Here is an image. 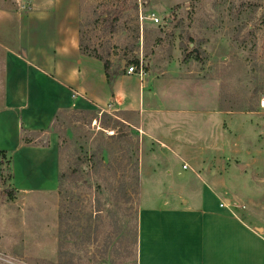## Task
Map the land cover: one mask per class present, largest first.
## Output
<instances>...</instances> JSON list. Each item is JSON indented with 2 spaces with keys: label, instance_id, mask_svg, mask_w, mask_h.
Wrapping results in <instances>:
<instances>
[{
  "label": "crops",
  "instance_id": "obj_1",
  "mask_svg": "<svg viewBox=\"0 0 264 264\" xmlns=\"http://www.w3.org/2000/svg\"><path fill=\"white\" fill-rule=\"evenodd\" d=\"M79 5L0 7L7 185L21 195L22 181L43 172L57 182V137L47 130L56 115L83 105L138 133L137 264H264V173L250 166L256 159L233 133L245 113L219 108L218 79L191 59L181 62L177 47L169 59L150 56L140 78L126 73L125 60L110 58L117 75L109 86L102 63L79 50ZM155 6L151 0L159 13Z\"/></svg>",
  "mask_w": 264,
  "mask_h": 264
},
{
  "label": "rangeland",
  "instance_id": "obj_2",
  "mask_svg": "<svg viewBox=\"0 0 264 264\" xmlns=\"http://www.w3.org/2000/svg\"><path fill=\"white\" fill-rule=\"evenodd\" d=\"M37 1L0 0V7L27 10ZM79 2V37L88 51L116 62L140 57L144 66L155 54L169 59L173 47L181 62L183 50L197 52L198 61L190 59L218 79L219 108L245 113L244 124L233 126L235 140L243 138L256 159L250 166L264 173V108L259 106L264 96V0H153L159 13L150 9L151 0ZM151 14L158 24L148 18ZM47 131L57 137L58 172H70L84 158L79 165L83 173L72 178L65 198L52 188L55 173L44 172L35 182L22 181L27 191L17 195L7 185L9 168L4 167L0 264H59L60 244L72 264H137L138 133L119 117L83 105L58 114ZM35 139L46 143V135ZM98 161L102 163L94 169ZM59 204L87 228L89 239L82 247L80 238L57 233Z\"/></svg>",
  "mask_w": 264,
  "mask_h": 264
},
{
  "label": "trees",
  "instance_id": "obj_3",
  "mask_svg": "<svg viewBox=\"0 0 264 264\" xmlns=\"http://www.w3.org/2000/svg\"><path fill=\"white\" fill-rule=\"evenodd\" d=\"M79 50L81 54L94 58L102 63V67L106 76L107 84L110 86V84L113 81V78L117 75V72L115 70L111 69V63L109 61L108 56H101L96 50L92 49L90 51L86 50L85 48L82 47L81 42L79 41ZM183 56H182V61L185 62L190 57H194L196 61H198V55L197 52H187L183 50ZM126 61V67L130 65H134L135 67L138 66V60L133 59V60H127ZM57 116V115H56ZM55 116V117H56ZM28 140H25V143H28ZM84 161V158H81L78 160V163L75 165L74 168L70 172H65L63 170H59L58 175H57V182H56V193L58 197H67L69 195V190L71 189V183H72V178H76L79 174L83 173V170L79 167L80 163ZM102 161H98L96 164L93 165L94 169L98 166H100ZM5 162V155L4 152L0 151V166H1V175L0 179L3 178V173H4V167L6 166ZM136 172H137V162H136ZM76 181V180H74ZM12 191L8 192L9 196H12ZM127 196L125 194V191L123 192V197ZM128 197V196H127ZM128 198L125 199L127 201ZM76 205L74 204L73 207ZM80 219L76 216L72 217V211L69 209H64L63 205L59 204L57 205V233L61 236H64L65 234H68L72 237L75 238H80L79 241V247H82V245L89 239L88 235V230L87 228H82L79 225ZM64 234V235H63ZM58 235V236H59ZM87 238V239H86ZM137 235L136 232L133 237V245L134 248H136L137 244ZM86 239V240H85ZM70 253L68 250L64 249L62 244L59 245L58 247V261L59 264H72L71 259H70Z\"/></svg>",
  "mask_w": 264,
  "mask_h": 264
},
{
  "label": "built area",
  "instance_id": "obj_4",
  "mask_svg": "<svg viewBox=\"0 0 264 264\" xmlns=\"http://www.w3.org/2000/svg\"><path fill=\"white\" fill-rule=\"evenodd\" d=\"M148 18H150V20L155 23V24H158L159 23V19L154 17L153 14L149 15ZM140 19L142 20L143 18L140 17ZM138 60V66L135 67L134 65H130L126 68V73L127 74H136L139 78L143 75V68H144V65H143V62H142V59H137ZM259 106L261 108H264V96L261 97L260 101H259ZM109 135V134H108ZM110 135H112V132H110ZM221 206H227L225 204H221Z\"/></svg>",
  "mask_w": 264,
  "mask_h": 264
},
{
  "label": "water",
  "instance_id": "obj_5",
  "mask_svg": "<svg viewBox=\"0 0 264 264\" xmlns=\"http://www.w3.org/2000/svg\"><path fill=\"white\" fill-rule=\"evenodd\" d=\"M125 63V61H123V64Z\"/></svg>",
  "mask_w": 264,
  "mask_h": 264
}]
</instances>
